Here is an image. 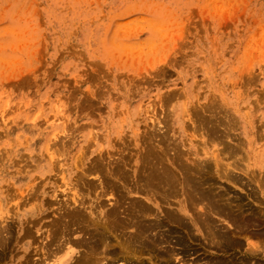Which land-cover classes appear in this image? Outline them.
Segmentation results:
<instances>
[{"label": "rangeland", "instance_id": "1", "mask_svg": "<svg viewBox=\"0 0 264 264\" xmlns=\"http://www.w3.org/2000/svg\"><path fill=\"white\" fill-rule=\"evenodd\" d=\"M263 90L264 0H0V153L2 154L1 149L5 150L4 156H0V199L4 200L0 204V213L11 216L15 204L25 202H22V194L19 192L24 186L28 188L34 185L36 190L33 188L30 193L37 192V199L21 205V212L33 209L37 212L42 204L41 200L46 203L48 198L53 201L62 197L71 198L67 193L72 194V191L63 192L61 189L66 188L59 177L61 170H68L67 181L74 184L78 181L77 171L82 167H89L94 159L99 158L98 152L105 151L104 156L109 157L100 156L104 158L103 164L107 161L104 164L106 167L103 165V171L101 169L87 174L88 179L96 182L98 180L99 185L103 178L100 173L105 174L106 169L110 171V166L111 169L118 165L117 167H123V171L124 168L127 169V173L124 172L131 178L133 175L131 180L136 182L140 179L138 168L142 166L139 157L152 142L151 135L154 137L152 143L157 144L153 145L158 154L172 148L169 145L172 142H169L174 138L178 142L183 138L178 147L184 155L178 156L180 150L176 148L178 143L175 141L176 151H169H175L176 155L167 152L171 161L176 158L178 163L187 161L188 152L195 150L197 146L195 151L198 150L199 153L192 157L203 158L204 151L209 152L208 156H213L214 151L216 156H225L218 157L225 159L222 163H227L235 162L246 154H243L244 150L242 153L238 150L232 157L229 152L221 153L219 149L225 147L224 141L229 142L232 147H238V139H243L244 131L246 133L249 128V133L252 132L256 139L261 138L257 133L263 132V138L257 139L255 143V150H262L264 161ZM210 98L213 101L216 99L214 102L210 100L211 104L220 100L223 105L209 104ZM200 102H204L203 105ZM195 105L199 106L196 108ZM218 105L219 108L222 107L224 114L216 108ZM214 106L217 113L212 108ZM199 107L200 110L204 109L203 113L199 112ZM206 107L214 111L209 112ZM227 109H230L228 114H233H230L229 119V115L225 114L227 112H224ZM208 112L211 116L214 112L215 118L212 117L216 120L226 118L234 121L230 120V124L234 123L235 127L229 131V141L221 133L210 132V127H206L204 114L209 115ZM203 122L208 131L203 127ZM164 130L172 134L171 140L168 133L169 137L166 136L170 141L164 137L167 141L162 140V136L166 135ZM53 132L55 136L52 135ZM211 133H216L217 136L213 138ZM154 134L157 136H153ZM55 139L56 142L59 141L58 145ZM190 140L195 147L189 146ZM243 145L245 149L246 145ZM54 146L57 149L51 148ZM214 148L218 150L215 151ZM49 152L52 153L53 160L57 157L54 172L48 171L52 167L48 163L53 161ZM107 152L109 156L106 155ZM116 161L122 164L116 165ZM240 161L241 159L237 163ZM24 163L29 166L21 171ZM57 166L61 169L58 170ZM51 175L52 178L49 177ZM36 178L44 180L45 183L42 184L44 181L35 180ZM218 180L217 183L236 190L232 193L244 194V202L248 201L250 204L249 199H252V207L264 208V203L260 204L261 207L259 205L264 201V193L260 189L257 191L260 198L258 196L254 201L243 185H233L224 178ZM37 182L42 185L39 187ZM79 187L76 190L80 194L85 192ZM43 189L45 194L42 193ZM105 189L106 187L102 191H105L106 198L102 195L100 199L108 201L111 197L108 202L111 203L117 193L108 195L109 192ZM54 190H57L59 196L56 199L55 196H50ZM94 191L85 194V197L95 200L101 188ZM92 193H95V197ZM134 194V197L142 195ZM108 207L106 203L104 209ZM52 208L47 206L38 215L27 213L22 216L24 226L29 216L30 219L43 216L38 225L42 226L40 233L34 232L38 242L31 238H22L25 229L20 230L18 217L13 216L12 220L8 218L13 223V236L3 264H10L12 256L17 259L23 255L24 247L32 245L30 249H36V245L47 241L43 236L47 234L45 229L50 227L43 226V223L47 224L58 216V213L50 214ZM261 222L263 224L260 225H264V220ZM261 226L257 229L264 228ZM82 235V232L76 233L73 237L80 238ZM18 236H21V240ZM239 238L243 241L242 249L248 247L250 240L249 243L253 245L261 244L258 249L262 253L254 260L264 262V250L261 249L264 248V237L246 240L240 234ZM43 239L45 240L42 241ZM28 241L31 244L25 243ZM194 241L192 247H200L199 252L193 254L191 250L190 256L186 257V264L193 261L202 264L211 257H221L222 253L208 248L204 250L207 240L202 239L201 242L204 243L201 245L197 240ZM240 249L231 251L235 252L234 258H245L243 250ZM39 256L40 254H36L35 257ZM150 264H155V260Z\"/></svg>", "mask_w": 264, "mask_h": 264}, {"label": "bare ground", "instance_id": "2", "mask_svg": "<svg viewBox=\"0 0 264 264\" xmlns=\"http://www.w3.org/2000/svg\"><path fill=\"white\" fill-rule=\"evenodd\" d=\"M257 77L259 76L257 75ZM237 81L239 83V80ZM255 81H256V77H255ZM245 90H246V86H245ZM263 93H264V90H263ZM213 99L211 100L210 98L208 100L209 104H211L210 100L213 101ZM219 101L220 100H218V102L216 101L215 103L212 102L211 105L216 104V103H219L220 105L221 101L220 102ZM203 103L204 102H202L201 104L203 105ZM219 105L218 107L214 106L212 108H215V107L219 108ZM212 108H210L209 110V107L208 109L206 107V110L207 111L209 110V112L214 111V109L211 110ZM216 108H215V112L217 113ZM221 108L219 109L221 110ZM199 110H200V107H199ZM199 110L197 109V112ZM203 110H200L199 112H202ZM228 110L230 109H227V111L224 110V112H227L225 114H228ZM221 111H222V114H224L223 110ZM36 113L38 114L39 112H36ZM202 113H199V114L203 116ZM219 113L220 111L218 112V114ZM213 114L214 112H212V116L214 117L216 114L215 115ZM230 114H232V112L228 114L229 115V117L227 116L228 119L230 118ZM204 116H205L204 120H206L205 124L207 126L204 124L205 122L204 121L203 127L205 126L210 127L209 128L210 132L213 131L219 134L221 133L220 135H223L228 140L230 136L229 131L235 125L234 123L230 124L231 119L228 121V119H226L224 115H223L225 118L224 120H216L214 119L215 117L213 118L211 116V114L209 115L204 114ZM206 116H209V117H206ZM223 116L221 117L223 118ZM200 120L202 121V119ZM226 120L229 123L228 122L224 123V121ZM235 121L237 122V120ZM208 122H210L211 124L210 125L207 124ZM263 124H261V126H263ZM252 126H253V123H252ZM191 127L188 129H191ZM256 127H257V132H259L258 125ZM177 129H178V126H177ZM158 130H160V128ZM168 131H170V129ZM164 132H165L164 134L166 135L163 134L164 136H162V140L166 142L167 141L166 139H168L167 137L169 136L171 140L172 134L168 133L167 130H164ZM53 133L54 134L52 135L55 136V132ZM155 133L159 134L157 132ZM167 133L169 134V136L167 135ZM216 133L215 135L211 133L212 136L214 135L213 138L217 136ZM257 134L259 136L261 135L260 137L263 138L262 131H261V134L259 133ZM244 135L245 137L243 139H240L242 137L238 139L240 141V142H237L239 143L237 144L238 147L236 146L232 147L229 144V142L227 143V141L225 140L224 141L225 145L223 141H221V143H223L225 147L224 148L222 147V149L220 148L221 150L219 149L221 153H225V151L227 153L228 152L231 153L229 154L230 156L234 155V153L236 155L238 150L240 151V153H242L241 151L244 150L245 153L243 154H246V156H244L243 158H240V156L237 155V157H239L241 161L243 160V163H241L240 161L239 164L237 163V161L240 159L236 160L235 162L233 161V162L222 163V161L224 162L225 159L223 158L224 159L223 160L218 157L219 155H221L219 154L220 152L218 153L219 155L216 156L213 151L212 152L213 156L212 155L208 156L209 152L208 151L205 152L204 151L205 149L203 148H202V150L204 151L203 158H198V157L194 158L192 156L193 155L196 156V154H198L199 152L198 150L195 151L197 149L196 148L197 146L196 147L193 146L191 140H190L189 146L191 148L195 147L194 148L195 150L191 149L190 152H188V155H189L188 160H190V163L188 162L187 159H186L187 161H185L186 163L185 162L178 163L179 160L176 161L177 158L171 161L170 159L171 156L169 157L167 152H171L169 153L170 155L174 154L176 151V148L179 145H181L180 142L183 140V138H181L180 142L176 141L175 140L176 138H174V140H171V141L168 139L170 141L169 143L172 142V144H169L171 145L172 148H170V146L169 148L175 151L174 152H172V150L169 151L170 149L166 147L168 149L167 152L160 151L161 154H158L159 152L156 151L155 146L153 145L156 143H152L154 141V137H152L151 135L150 139H152V142L148 144V147L146 146L147 149H144L145 150L144 153L142 151L143 154L141 153L142 154V156H140L141 158L139 157V159L142 161V166L138 168L139 172L137 173L140 174L139 175L140 179L137 180L136 182H133L131 180L132 178H134L133 175H131L132 176L131 178L129 174L128 175L126 174L127 169L124 168V171L126 172L125 173L123 171V167L122 168L117 167L118 166L117 164H119V166L120 164H122L117 161H116L117 166L116 167L114 166L115 168L112 167L113 169L112 168L110 169L111 167L110 166L109 167L110 171H106L107 170L106 169L104 171L105 174L104 173L102 174V172L100 173L103 178L100 180L99 185L97 183L98 180L96 182V181H92L93 179L92 180L88 179L87 174L100 171L101 169L103 171V169H105L103 168V165L106 164L107 161L105 159L106 162L103 164L104 158H100V156L103 157L105 155V151L102 153L98 152L100 154L99 158L96 157L97 159L96 160L94 159V161L91 164H89V167H84V168L82 167L79 172L77 171L78 181L74 182V184H71L70 182H68L69 178L66 174L68 170L64 171V168H63L61 170V175L60 173H58L60 175L59 177H61L62 180H64L63 182L60 178L61 182L64 183V186H66L65 189L64 187L63 188L61 187V189H63L62 191L63 192L72 191L71 192L72 194L67 193L69 194L68 197H71V198L62 197L61 199H56L59 196L57 194V190H54L50 196H55L54 199H56V201L49 200L51 198H48L47 199L48 201L47 202L45 201L46 203H43V200H41L42 204H40L39 209H37L38 213L35 212L34 209L21 212V205L23 206L26 203H28L31 199L36 198L37 192L30 193V191H32L34 188V185H31V186L29 185L30 187L28 188H24L25 187L24 186L23 187L24 190L23 188L22 189L20 188L19 192L20 194H22L21 200L22 202L25 201L26 203L24 202L23 204H21V202H17L15 204V207H13V211L15 213L13 212L11 216H8L7 214L3 215V213H0V264H3L2 263L3 259L6 257V254L8 253V249L10 250L11 238L13 236V232H12L13 223L8 221V218L12 220L13 216L18 217L20 230L22 231L23 229H25L23 233L24 235H22L23 236L22 238H31V240L37 241L36 240L37 238L34 236L35 235L34 232L38 233L41 230L42 226L38 227V225H39V221L43 219L42 218L43 216H41L38 219L36 217H35L36 219L35 218L30 219L31 217L29 216L30 218L28 217L29 219L27 218V220L25 221L27 223L25 226H24V222L22 221V216H25L27 213H30L32 216L38 215L40 214V212L47 209V206L50 209L52 208V206L54 207V205L57 206L56 204H58V206L55 208H52L50 214L58 213L57 214L58 216H55V217L53 216L54 218H52L51 221H49L47 224L45 223L46 225L43 223V226L50 227V228L45 229L46 230L45 233L47 234H45V237L43 236V238H47V241L43 239L42 241L45 240L46 242L45 241L42 243L39 242L40 245L39 246L36 245L35 246L36 249L32 247V250H31L30 247L32 245L24 247V254L21 255L19 258H17L18 260L16 259L15 256H12L10 259L11 260L10 264H150L152 260H155V264H186L187 263L186 257L190 256L191 250L193 251V254L199 252L200 247L199 248L192 247V242L194 240H197L199 242L198 244L201 245L204 243V242L203 243L201 242L202 239L207 240V244L204 243L207 246V247L204 246V250L211 249L212 251L222 253L221 257H216V258L211 257L205 260L202 264H264L263 261L259 262L258 260L257 261L254 260L257 258V256H259V254L262 253V251L258 249L261 244H258L257 242L258 246L255 244L254 246L252 243H249L251 241L250 240L247 243L248 247H245L242 249L243 241L241 240L242 238H239V235L241 234L246 240L252 237H257V238L262 237L263 239L264 228L257 229V227H260L261 226L260 224L262 223L261 221L264 220V210H263L264 208L262 209L260 208L262 205L261 203H264V201L260 199L262 202L259 203V201L257 200L259 205L260 204L261 205L260 207L258 206L260 209L258 208L256 209L257 206H255V208L252 207V203H251L252 199H249V201L251 200L250 202L251 205H250L247 203L248 201L244 202L245 201V198L243 196L244 194L243 195H241L240 193L237 194L238 192L234 193L236 190L234 191L232 188H230V186L221 185L220 182L217 183L219 181L218 178H224L230 183H233V185H236V184L243 185V188L245 187L248 189V192H249L248 196L255 199L254 201L258 199V196H259L257 195L258 189H260V191L264 193V161L262 159L263 157L261 153L262 150H258L259 152L255 150V143L257 142V139H261V138L257 136L258 138L256 139V136L252 134V132L249 133V128L246 133L244 131ZM153 136H157V135L154 134ZM163 137L166 139H164ZM174 137L176 136L174 135ZM233 138L234 137H232V139ZM50 139H52V137ZM175 141L178 143V144L175 143L177 144L176 148L174 144ZM156 142L159 143V141H156ZM186 142L184 141V144H186ZM55 143L57 144L59 143V141L56 142V139H55ZM243 144L246 145L245 149H244L245 146ZM51 145H52V142H51ZM143 145H144V142H143ZM257 146L259 145L257 144ZM51 148H56V146L51 147ZM164 148L165 147H163L162 150H164ZM48 149L46 150L48 151ZM180 149L181 148H179L178 151ZM216 150L218 149H215V151ZM1 151H2V154L0 153L1 154L0 156H4L3 153L5 150L1 149ZM50 152L48 154L51 155L50 158L51 160H53L52 153ZM56 153H55V157H56ZM112 153H114V151ZM108 154L109 153L107 152L106 155ZM181 154L184 155V152L180 150L178 153V156H180ZM175 155L176 154H174V156ZM222 157H225V156L221 155V158ZM233 157H236V156H233ZM105 158H109V157H105ZM55 160H53L54 162L51 161L50 163H48L49 165H52V167L48 171L54 172V169L56 166ZM245 161L246 163H244ZM26 164L22 167L21 171L25 169L24 167L29 166V164L27 166ZM175 164H177L178 167L177 165L174 166ZM58 166L56 168L60 170L61 168L59 169ZM137 173H136V176H137ZM52 176L53 175L49 177L52 178ZM37 179H39L40 181L42 180L40 178H36L35 180ZM121 179L123 180L122 182H121ZM44 183L45 181L42 184ZM11 185L12 187L10 190L12 191L13 184ZM37 185L40 187L39 183ZM60 186L61 184L59 185V188ZM77 186H80L79 188H82V190H84L86 193L82 192V194H80L76 190ZM98 187L101 188V191H99L96 194V199L92 200L90 198L91 200H88L89 197H85V194L91 193L93 190L96 191ZM105 187L107 189L105 190L109 192L108 195H112L115 192L117 193V194H114L115 196L112 198L111 203H108L109 201H111V197L108 201L106 200L104 201L100 199V197L102 198V195L105 194V191L104 190L102 191V189H104ZM88 189L90 190L88 191ZM25 191H28L26 195H24ZM44 191L45 189L42 190V193ZM232 191L234 192L232 193ZM45 193L46 192H44L43 194ZM133 193H135L134 195L136 194L138 195L142 194V195L134 197L132 196ZM10 194L12 195V193ZM17 194L16 196L18 197L19 194L18 195ZM94 194L92 193L91 195H94ZM12 196H9V198L10 197L12 198ZM1 203L2 204L4 203L3 198L0 199V204ZM106 203L107 205H109V207L104 209V207L106 206ZM263 226L264 225H262L261 227ZM33 230H36V231H33ZM81 232L83 233L82 237L80 238L73 237V234L81 233ZM236 232L239 233V235ZM36 236L40 237V235L39 236L36 235ZM20 238L21 236H18V239ZM20 240L18 241L20 242ZM25 243L31 244V241H28ZM235 248H238V249L241 248L240 250H243L245 254V258L244 257L234 258L233 254L235 252H231V251ZM261 249L264 250L263 247ZM36 254L37 255L40 254V256L35 257ZM225 254L227 255V257L225 258L222 257ZM246 255L248 256L247 258H246ZM190 264H199V263L198 261H193Z\"/></svg>", "mask_w": 264, "mask_h": 264}]
</instances>
